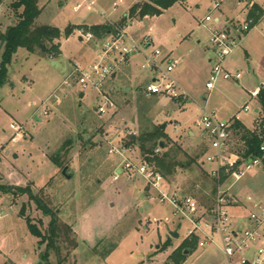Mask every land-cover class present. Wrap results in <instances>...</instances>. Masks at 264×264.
<instances>
[{"label": "rangeland", "instance_id": "1", "mask_svg": "<svg viewBox=\"0 0 264 264\" xmlns=\"http://www.w3.org/2000/svg\"><path fill=\"white\" fill-rule=\"evenodd\" d=\"M148 1L97 0V10L102 14L99 15L74 12L72 6L76 0H41L42 13L36 22L55 26L60 31L79 25L120 24L132 5ZM254 1L264 16V0ZM12 2L0 0V32L15 21L10 7ZM213 2H219L220 7L211 12ZM113 3L117 5L115 9ZM249 9L246 0H184L160 16L128 19L126 32L133 41H139L149 28L152 29L153 44L145 53L157 49L162 55L180 60L170 76L189 97L178 100L149 97L146 84L153 75L140 68L142 57L135 55L129 61L125 76H120L115 83L114 93L111 92L117 105V112L111 118H99L95 114L99 99L94 92L85 91L81 99L82 92L77 86L61 84L71 71L72 63L81 61L82 65L84 60L95 56L98 44L79 41L77 32L73 31L68 38L61 39L60 53L54 57L39 49L32 53L24 49L17 51L8 66L7 81L0 88V141L6 142L0 146V184L23 188L28 179H32L36 187L48 182L40 190L30 187L31 191L56 212L59 222L73 226L77 235H74L77 247L72 253L71 243H66L62 235L58 241L61 252L59 257L50 255L51 264H58L59 260L61 264L171 263L169 256L179 248L185 235V224L179 221L182 218L176 219L170 206L150 201L152 197L146 200L140 193L141 203L129 198L130 189L112 184L114 165L109 160L117 157L107 155L105 139L113 143L129 142L131 136L125 134V130H135L141 136L163 128L168 139L160 141L165 143V148L157 156L174 150L177 162L182 165L166 177L170 190L181 189L183 194L193 195L201 205H207L200 196L211 187V167L206 163L201 166L200 161H204L209 149L194 122L206 106V111L214 112L220 120L239 115L247 128L255 130L258 127L264 112L261 107L258 116L254 113V108L259 106L258 100L250 99L249 92L264 88V17L242 36L225 62L228 71L241 75L238 85L234 80L220 77L211 93L205 89L211 46L202 22L208 15L217 17L220 24L212 28L223 30V22L227 19L226 27L232 32L230 25H242ZM108 87H112V83ZM244 99L249 101L247 114L241 113ZM46 108L48 114L43 115ZM175 122L180 127L177 134L173 132ZM12 123L21 126L26 134L13 143L9 142L14 137L9 128ZM189 128L195 134L191 139L187 136ZM136 138L135 147L142 153ZM153 143H147L146 149ZM3 150L10 156H3ZM58 151L61 168L50 161ZM65 166L69 179L61 173ZM253 175L251 172L248 179ZM261 177L264 182V176ZM12 200L11 195L0 194V210L7 215L0 222V251L14 264H39L44 245L30 234L25 219L36 222L44 233H47L49 219L27 195ZM22 206L24 215L20 218L18 213ZM139 206L143 208L142 213ZM154 217L160 220L166 217L172 224L165 223L163 227L160 222L156 225L152 222ZM177 223L179 236L173 239L167 231L175 230ZM215 240L219 244L218 239ZM2 260L0 254V264ZM175 264H223V257L216 247L210 246L194 249Z\"/></svg>", "mask_w": 264, "mask_h": 264}, {"label": "built area", "instance_id": "2", "mask_svg": "<svg viewBox=\"0 0 264 264\" xmlns=\"http://www.w3.org/2000/svg\"><path fill=\"white\" fill-rule=\"evenodd\" d=\"M255 4L254 0H250L248 7ZM116 7L113 3V8ZM219 7V2H213L211 12L219 10ZM72 10L102 15L97 10V0H78ZM106 23H109L107 25L111 27V31L101 38L83 28L76 30L81 40L98 44L99 50L89 63L81 65L74 62L62 85H75L82 93L94 92L99 99L95 114L99 118H111L117 112V106L106 92L107 82L120 65L127 63L132 56L139 55L142 57L140 68L154 75L153 81L146 87L148 96L172 100L188 97L170 76L179 61L170 55H162L157 49L150 54L145 53L153 44L151 28L139 41H133L126 32L128 24ZM219 24L220 19L210 15L202 22L209 33L212 52L209 78L205 83V89L209 93L214 90L220 77L235 82L241 78L239 72L228 71L225 62L238 47L242 36L255 28L252 27V19L248 18L242 25L233 26L232 32L212 28ZM261 90L249 92L250 99L259 100ZM242 102L241 113L247 114L250 112L249 101L244 99ZM42 105L45 106V102ZM42 114H48L47 108ZM238 123L241 124L239 115L229 120H220L214 112L206 111L205 106L194 122L209 149L204 161H200L201 166L206 163L211 167V187L206 189L204 196H200L207 201V205H201L197 197L185 195L182 190L171 191L166 187L167 180L154 161L163 151L159 144L152 153H139L134 157V142L113 143L105 139L107 154L116 156L120 161L111 179L113 182L141 181L144 191L159 205L170 206L172 215L176 219L178 216L182 218L178 217L185 224L183 241L194 242L195 249L216 247L223 257V264H264V182L261 177L264 176V133L259 135L257 154H247L246 140L241 139L235 128ZM9 128L14 132L11 141L26 137L21 126L12 123ZM125 134L139 138L135 130H125ZM251 172L254 175L248 179ZM152 222L156 225L160 222L171 223L166 217L163 220L154 218ZM177 225L179 228L178 223Z\"/></svg>", "mask_w": 264, "mask_h": 264}, {"label": "trees", "instance_id": "3", "mask_svg": "<svg viewBox=\"0 0 264 264\" xmlns=\"http://www.w3.org/2000/svg\"><path fill=\"white\" fill-rule=\"evenodd\" d=\"M41 0H13L11 3V10L13 11L15 21L13 24L8 26L4 32H0V88L6 83L8 75V66L11 64L14 55L19 49H24L27 52H34L39 49L40 46H44L46 49V54L49 56H56L60 53L59 51V41L62 38H68L73 31L79 28H83L91 32L97 38H101L103 35L111 31L110 26L106 25H94V26H76L74 28H65L60 31L57 27L51 25H41L37 24L36 20L42 13V9L39 6ZM179 1L184 0H149L142 4H134L128 9V13L125 14L121 20L120 24H127L128 19H142L146 16H160L164 11L172 7ZM262 10L257 6L253 5L249 10L248 19H252V27L259 23L261 18ZM260 102L264 112V91L260 92ZM264 116L255 131L251 132L245 129L241 124H236V129L238 134H242V139L246 140L247 154H257V146L259 144V135L264 133ZM142 138H145L144 144L142 143ZM162 139H168L164 133L163 128H156L153 132L143 134L137 138L140 151L142 154L152 153L154 148ZM131 141H134L132 137ZM153 141V145L150 149H146V144ZM165 148V147H164ZM179 151V148H176ZM60 151L57 152L55 157L50 159L51 163L61 168V161L59 159ZM154 161L158 170L166 178L175 172V169L181 168L182 165L176 160V153L174 150L167 151L161 154L160 157H155ZM66 167V166H65ZM64 168V167H63ZM0 193L9 194L12 196V202L16 199L27 195L29 201L33 202L35 207L49 219L47 233H44L39 228L36 222H32L29 218H24L28 227V231L34 237L38 239L40 245H44V251L40 253V263L41 264H51L49 261L50 255L53 253L57 257L61 252L58 241L64 234V241L71 243L70 252L72 253L76 247L77 242L73 234L72 228L68 224L59 222L56 219V212H53L41 197H37L31 191L29 185L21 187H9L0 184ZM17 193V196L15 195ZM18 215L20 218L24 215V207L19 211ZM63 242V241H62ZM167 246V244H166ZM195 249L194 242L183 241L178 249L173 251L170 256V262L166 264H175L180 259H182L185 251L192 252ZM61 260L58 264H61Z\"/></svg>", "mask_w": 264, "mask_h": 264}, {"label": "crops", "instance_id": "4", "mask_svg": "<svg viewBox=\"0 0 264 264\" xmlns=\"http://www.w3.org/2000/svg\"><path fill=\"white\" fill-rule=\"evenodd\" d=\"M78 0H76V2H77ZM250 0H246V3H248ZM75 2V3H76ZM238 3H240V2H238ZM255 5H257V4H255ZM73 7V6H72ZM252 8V7H251ZM250 8V9H251ZM249 9V10H250ZM261 9V8H260ZM262 10V9H261ZM263 12V11H262ZM264 16H263V14H262V17L261 18H263ZM261 18L259 19V23L263 20H261ZM225 20H227V19H225ZM224 20V22H223V24H224V29H227V27H226V21ZM258 23V24H259ZM99 25H102V24H99ZM79 26H84V25H79ZM87 26V25H86ZM233 26H235V25H230V27H231V29H232V27ZM215 27V26H214ZM6 29V28H5ZM5 29L2 31V32H4L5 31ZM79 38V37H78ZM67 40V39H66ZM242 40V39H241ZM79 41H82L80 38H79ZM59 44H60V46H59V51H60V48H61V40L59 41ZM210 53H211V56L208 58L207 57V64L209 65V72H210V66H211V59H212V52H211V50H210ZM171 56V55H170ZM134 56H132L129 60H128V62L127 63H125V64H122V65H120L118 68H117V70L115 71V73L110 77V79L108 80V82H107V87H106V92H107V94L109 95V97L113 100V98H112V94H111V92L113 91V89H115V83H117L118 82V80L120 79V76H125V72L127 71V69H128V66H129V61L133 58ZM92 58H94V56L92 57ZM92 58H90V59H86V60H84L83 61V63L82 64H86V63H89L91 60H92ZM177 59V58H176ZM179 62H180V60L179 59H177ZM81 61H77V63H80ZM74 63V62H73ZM72 63V64H73ZM179 65V64H178ZM119 73H124V75H121V74H119ZM149 74H151V73H149ZM153 75V74H152ZM153 79H154V75L152 76V78H151V80H150V82H152L153 81ZM150 82H148L146 85H148ZM207 82V81H206ZM205 82V83H206ZM235 82V81H234ZM110 83H112V87H108V85L110 84ZM62 84V83H61ZM145 84V83H144ZM235 84L236 85H238V82H235ZM140 85V84H139ZM146 85H145V87H146ZM261 88H263V87H261ZM79 89V88H78ZM263 90H264V88H263ZM112 93H114V92H112ZM186 93V92H185ZM80 94H82V98H84V94L83 93H80ZM79 94V95H80ZM149 97H152V96H149ZM189 97V96H188ZM81 98V99H82ZM157 98V97H156ZM161 98V97H160ZM243 101V100H242ZM115 103V102H114ZM116 104V103H115ZM258 105L259 106H257V107H255L254 108V113L255 114H257V116L259 115V113L261 112L260 110H261V102H260V98H259V100H258ZM117 106V105H116ZM206 107V106H205ZM115 115V114H114ZM113 115V116H114ZM112 116V117H113ZM36 118V117H35ZM109 118V117H108ZM36 120H38L37 118H36ZM176 123V122H175ZM241 124H242V122H241ZM241 126H243L245 129H247V130H249V129H252V128H247L246 126H244L243 124L241 125ZM132 129V128H131ZM180 131V127H179V125L176 123V124H174V133L175 134H177L178 132ZM14 135V134H13ZM242 134H240V136H241ZM109 136V135H108ZM108 136H106V138L108 137ZM167 136V135H166ZM187 136L191 139V138H193V137H195V134H194V132L189 128L188 130H187ZM168 138V137H167ZM11 139V138H10ZM131 139H132V137H131ZM16 140H18V139H16ZM15 140V141H16ZM117 140H119V139H117ZM0 142H2V143H0V146H4V144L6 143L5 142V140H3V141H0ZM9 142H11V143H13L14 141H9ZM134 142V141H133ZM159 144V146H160V144H162L163 145V147H162V149H164V147H165V143L164 142H159L158 143ZM4 152H3V156H5V157H9L10 156V153L7 151V150H3ZM138 154H139V150H135V152L133 153V156L134 157H137L138 156ZM108 155V154H107ZM109 157V156H108ZM109 161H111L112 162V165H114L113 166V170H115V169H117V166H118V164H119V159L118 158H110V160ZM53 165V164H52ZM155 165H156V163H155ZM54 166V165H53ZM157 167V166H156ZM158 169V168H157ZM113 182V181H112ZM48 183V182H47ZM47 183L46 184H44L43 186H41V187H36V185H35V183H34V181H32V179L31 180H29L28 179V181H27V184L25 185V186H27V185H29L30 187H33L34 189H37V190H40V189H42L45 185H47ZM112 184H118V185H120V186H122V187H125L127 190L128 189H130V192L131 193H129L128 194V196H129V198H134V199H136V201L138 200V202H141L142 203V197H139V195H141L140 193H142L143 194V196H144V198H146V200H150V195L148 194V192L147 191H144V185H143V183L141 182V181H139V180H135V181H133V182H125V181H118V182H113ZM6 186H12V185H10V184H8V185H6ZM16 187H18V186H16ZM169 190H170V187H169V184L167 183V186H166ZM176 189H178V188H176ZM179 190H181V189H179ZM0 194H2V193H0ZM150 201H155L154 199H151ZM156 202V201H155ZM158 204V203H157ZM138 209H139V211H140V213H142L143 212V208L141 207V206H139L138 207ZM7 218V215L6 214H4L3 213V211H1L0 210V222L1 221H3L4 219H6ZM155 218V217H154ZM153 218V219H154ZM170 224H172V222L170 223ZM161 225H163V227H164V225L165 224H161ZM70 226V225H69ZM71 228H72V231H73V234L74 235H76V232H75V228L73 227V226H70ZM178 225H177V227H176V229L175 230H177L178 231ZM173 229H170V230H166L167 231V233L168 234H170V232H173V231H175V230H173ZM179 236V235H178ZM76 237H77V235H76ZM157 248V247H156ZM0 254L3 256V260H2V264H5V262L7 263V262H9V264H14L13 262H12V260H10V258L6 255V254H4L3 252H1L0 251ZM155 254V253H154ZM40 264V263H39Z\"/></svg>", "mask_w": 264, "mask_h": 264}, {"label": "water", "instance_id": "5", "mask_svg": "<svg viewBox=\"0 0 264 264\" xmlns=\"http://www.w3.org/2000/svg\"><path fill=\"white\" fill-rule=\"evenodd\" d=\"M39 50H41L42 52H46V49L44 48V46H40ZM80 98H82V94L79 95ZM163 127V126H162ZM145 142V138H142V143L144 144ZM160 147L162 148L163 145L160 144ZM66 171H67V168H63L62 170V175L66 178V179H69V177H67V174H66ZM169 236L173 239H178V233H177V230L173 231V232H170ZM190 252L188 251H185L184 254L185 255H188ZM41 264V263H40Z\"/></svg>", "mask_w": 264, "mask_h": 264}]
</instances>
